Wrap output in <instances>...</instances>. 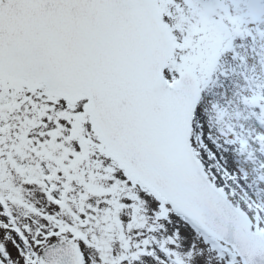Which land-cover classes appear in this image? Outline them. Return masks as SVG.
<instances>
[{"label":"snow or ice","instance_id":"snow-or-ice-1","mask_svg":"<svg viewBox=\"0 0 264 264\" xmlns=\"http://www.w3.org/2000/svg\"><path fill=\"white\" fill-rule=\"evenodd\" d=\"M244 35L203 0H0V264H264L202 88Z\"/></svg>","mask_w":264,"mask_h":264},{"label":"rangeland","instance_id":"rangeland-1","mask_svg":"<svg viewBox=\"0 0 264 264\" xmlns=\"http://www.w3.org/2000/svg\"><path fill=\"white\" fill-rule=\"evenodd\" d=\"M232 1L238 3V0H203V3L210 4L217 15L240 20L243 32L254 33L253 39L244 35L236 41L237 51L247 62L234 59L231 52L222 54L216 61L215 74L206 76L202 88L206 90L205 101L212 105L215 128L233 134L234 152L239 154L241 168L259 183L264 180V38L260 35L264 32V16L237 11ZM220 41L221 36L214 29V52L223 51ZM226 47H232L231 40ZM249 192L241 199L245 203L251 201L254 210L264 211V183H260L259 189L253 186Z\"/></svg>","mask_w":264,"mask_h":264},{"label":"flooded vegetation","instance_id":"flooded-vegetation-1","mask_svg":"<svg viewBox=\"0 0 264 264\" xmlns=\"http://www.w3.org/2000/svg\"><path fill=\"white\" fill-rule=\"evenodd\" d=\"M232 2H233V4H234V6H235V7H237V3H236V2H234V1H232Z\"/></svg>","mask_w":264,"mask_h":264}]
</instances>
